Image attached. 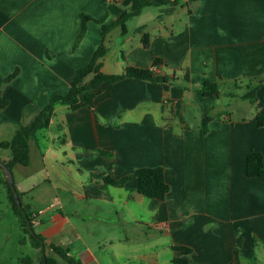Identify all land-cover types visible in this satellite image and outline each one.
<instances>
[{
  "label": "crops",
  "instance_id": "crops-1",
  "mask_svg": "<svg viewBox=\"0 0 264 264\" xmlns=\"http://www.w3.org/2000/svg\"><path fill=\"white\" fill-rule=\"evenodd\" d=\"M141 1L0 0V143L69 92L101 45L103 25ZM82 16L92 19L77 43ZM104 45L105 74L154 69L160 59L156 72L178 81L127 78L103 84L93 109L55 106L50 127L30 143V165L11 171L35 232L81 264H119L120 257L157 264L164 252L172 263L181 256L175 246L192 249L193 263L235 264L239 240L241 264L257 250L264 254V175L246 173L249 153L264 159V126L257 124L264 84L255 104L242 98L264 80V0L148 6L126 22L125 34L112 28ZM201 76L239 87L222 85L218 99L203 97ZM10 159L11 152L0 162ZM158 167L170 186L164 200L139 194L137 180L118 188L97 176L119 180ZM129 225L143 242L130 244Z\"/></svg>",
  "mask_w": 264,
  "mask_h": 264
},
{
  "label": "trees",
  "instance_id": "trees-1",
  "mask_svg": "<svg viewBox=\"0 0 264 264\" xmlns=\"http://www.w3.org/2000/svg\"><path fill=\"white\" fill-rule=\"evenodd\" d=\"M181 0H163L156 2L155 0H142L138 8L131 13H126L118 18L117 21L110 25H103L102 28V43L95 52L92 61L84 68L77 70L75 76L72 79L71 88L65 95H55L50 102L40 109L35 120L28 125H19L13 139L9 142L0 143V148L10 150L11 159L8 162H2L6 168L12 171L15 165H21L27 167L30 165V143L37 138L40 131L46 130L50 127L52 117L54 115L55 106L58 104L68 105L71 110L76 111L81 108H94V101L97 95V90L103 84H115L127 78H133L137 80H144L158 84H169L176 85L177 77L174 75H160L156 72L155 68H159L162 65L160 59L154 61V69H140L127 67L120 74H105L102 72L103 60L108 53V49L104 45V39L106 34L114 27H121L122 33H126V22L135 16L141 14L142 10L148 6H164V5H178ZM87 16H82V30L78 37L77 43H79L86 33V22L91 20ZM98 23L103 24L98 21ZM143 44L145 47L149 46V37L143 38ZM15 76L12 75L8 80ZM264 84V80L259 81L256 86L246 95L242 96L243 99L249 100L250 103L255 104L257 102V91ZM229 85L234 89L239 86L237 83H226V82H213L212 80L201 76L200 85L196 91L203 97L218 99L221 95V86ZM184 90L186 88H183ZM230 98L235 95L230 94ZM208 121L207 118L204 121V130L208 132ZM257 124L259 127L264 126V112L257 114ZM101 154L112 156L110 153L100 151ZM0 171L5 175L4 169L0 166ZM246 173L248 177H262L264 175V159L262 154L258 152H251L247 156L246 160ZM99 178L104 180L107 186H113L122 188L128 181L137 180V192L149 199L164 200L170 191V186L165 178V170L162 167L158 168H141L135 173L128 175L119 180L113 179L110 176L104 174H98ZM6 184L10 191V199L14 211L20 216L23 222V228L26 234L29 235L30 244L32 248L40 251V258L38 261H34L32 257H24L19 260V264H61V261L67 264H81L74 258L70 257L66 251L61 247L50 245L47 246L45 240L38 235L34 230L33 216L31 209L22 203V207H19L13 191L10 187L8 178L6 177ZM18 191V190H17ZM18 195L22 198V194L18 191ZM28 223L31 224L33 232L30 231ZM23 244L26 241H22ZM44 246V250L42 247ZM242 248V241L239 240L237 243L235 254V264H241L240 251ZM173 249L181 256L176 257L172 260V264H207V263H193L189 260L188 255L192 254V249L184 246H175ZM51 250L53 256H49L47 251ZM44 259L46 262H44ZM255 260V257H253Z\"/></svg>",
  "mask_w": 264,
  "mask_h": 264
},
{
  "label": "rangeland",
  "instance_id": "rangeland-1",
  "mask_svg": "<svg viewBox=\"0 0 264 264\" xmlns=\"http://www.w3.org/2000/svg\"><path fill=\"white\" fill-rule=\"evenodd\" d=\"M5 154H10V150L0 149V157L5 156ZM31 168H33V165L29 170ZM6 177L0 171V264H19L20 259L28 256L32 257L36 262L40 258V251L32 248L29 235L24 231L22 219L13 209L10 191L6 184ZM137 230L134 225L128 226V236L131 238L130 244L135 245L144 241V239L140 238L141 236ZM158 236L160 240L164 239L161 234ZM23 240L26 241L25 244L22 243ZM261 252L257 250L256 260L251 259L243 264H264V254ZM50 255L53 256V253L51 252ZM119 261V264H144L139 260L130 261L123 257H120ZM157 264H172L169 254H166V252L162 253L160 261Z\"/></svg>",
  "mask_w": 264,
  "mask_h": 264
},
{
  "label": "water",
  "instance_id": "water-1",
  "mask_svg": "<svg viewBox=\"0 0 264 264\" xmlns=\"http://www.w3.org/2000/svg\"><path fill=\"white\" fill-rule=\"evenodd\" d=\"M0 166L4 169V171L6 173V176L8 178L10 187H11V189L13 191V194L15 196V199H16V202H17L18 206L22 207V201H21V198L18 195V191H17L16 185H15V182H14V178H13L12 172L10 170H8L6 168V166L2 162H0ZM28 226H29L30 231L33 232L34 230H33V228H32L30 223H28ZM42 250H44V246L42 247ZM44 262H46L45 259H44Z\"/></svg>",
  "mask_w": 264,
  "mask_h": 264
},
{
  "label": "built area",
  "instance_id": "built-area-1",
  "mask_svg": "<svg viewBox=\"0 0 264 264\" xmlns=\"http://www.w3.org/2000/svg\"><path fill=\"white\" fill-rule=\"evenodd\" d=\"M119 1H121V0H106V2H108V3H116V2H119Z\"/></svg>",
  "mask_w": 264,
  "mask_h": 264
}]
</instances>
